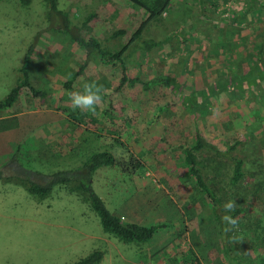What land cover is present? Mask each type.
<instances>
[{"label":"rangeland","instance_id":"obj_1","mask_svg":"<svg viewBox=\"0 0 264 264\" xmlns=\"http://www.w3.org/2000/svg\"><path fill=\"white\" fill-rule=\"evenodd\" d=\"M171 3L167 13L150 23L140 42L123 56L127 77L146 83L158 98L146 100L148 91L140 83L123 88L121 96L137 105L140 114V121L133 124L137 135L124 133L120 139L126 145L124 149L112 148L111 139H102V133L97 137L92 123L85 119L82 123L86 125L79 128L85 133L83 138L76 132V139L71 142L67 135L64 142L63 136L70 129L65 127L64 131L66 125L60 123L57 110L66 114L73 109L69 99L73 91L63 92L61 87L75 77L84 62L77 83H72L74 91H82L85 82L95 81L109 94L117 88L123 72L119 64L108 70L94 52L87 57L72 36L84 41L95 37L104 46L119 49L120 41L106 40L118 29L130 34L137 17L116 0H58L62 19L47 8L44 0H30L27 6L18 0L0 2V101L24 78L20 73L24 65L30 84L47 93L43 99H32L24 93L10 108L0 111V117H11L0 123L7 125L0 131V164L8 165L0 169L22 179L33 177L39 183L58 171L83 179L85 171L77 168L94 151L126 157L123 149L134 153L139 146L149 147L150 151L138 155L145 163V173L143 168L131 170L130 165L126 168L122 163L102 167L92 177V189L123 223L165 225L147 244H124L103 232L98 216L76 194L69 193L68 187L55 186L48 198L37 201L22 187L0 181V264H77L96 251L103 253L99 264H256L258 256L263 255L264 250L252 244L251 232L235 229L231 244L235 247L232 241L237 239L243 249L235 247L231 257H226L217 224L181 166L182 144L172 139L180 140L190 128L186 120L195 116L202 136L217 150L214 161L199 165L207 182L223 203L233 199L237 209H245L243 214L249 221L257 218L264 208L263 195L256 188L264 182L260 171L264 167V85L252 86V78H246L242 87L234 88L231 83L235 84L233 72L240 62L246 69L249 47L264 37V14L256 16L259 13L250 11L246 0ZM90 14L95 16L93 20L80 28ZM243 49L247 58L241 61L238 53ZM259 72H252L253 81L260 79ZM167 77L173 80L164 89L156 81ZM227 78L230 84L225 83ZM165 104L173 108L156 126L145 129L147 121ZM14 124L15 130L10 127ZM250 135L252 142L235 151L245 160L247 183L234 188L229 185L230 163L221 162L222 157ZM103 136L110 138L107 133ZM16 141L20 146L15 148ZM55 143L65 149L50 155Z\"/></svg>","mask_w":264,"mask_h":264},{"label":"trees","instance_id":"obj_2","mask_svg":"<svg viewBox=\"0 0 264 264\" xmlns=\"http://www.w3.org/2000/svg\"><path fill=\"white\" fill-rule=\"evenodd\" d=\"M1 1L8 0H0V2ZM18 1L24 6H27L30 3V0ZM44 1L47 8L50 11H55V13L61 16L62 19V11L57 10L58 0ZM171 2L172 0H116V3H122L124 7L129 8L131 10V13L137 17V23L134 26L133 30L130 32V34H127V31L125 29H118L113 31L109 36L110 38L106 40V42L108 43L112 41H120L119 49L116 48L117 46L113 47L111 45L109 46L110 48H108L107 45L104 46L95 37H90L88 40L84 41L78 36H72V41L75 42L79 48L85 50L87 57H89V54L91 52H94V54H92L98 59V61H100L102 65L108 67V70H110L113 65L116 66L117 64H119L121 65L123 72L120 81L117 84V88L109 94H107L108 92H104L103 102L101 103L100 107L98 106L97 108L98 114L96 115V117L98 118L96 120L92 119V113L82 111L80 109L75 110L70 108L68 113L66 114L64 112H61V109L57 110L61 113V115H59L60 123L66 125L64 126V131L65 127L70 129V132L68 134H64L63 136L64 142L67 141V137L71 140V142L73 141V139H76V137L73 136V133L76 132H79V137L83 138L85 133L80 132L79 128H83L86 125L82 123V121L84 122V119L86 122L92 123V130L96 132L95 134L97 137H101L99 136V133H102V139H111L110 144L112 148L123 147L124 149H126V145H124L120 139L124 138L125 134H130V136L132 137L137 135L135 133L133 124L138 123V121H140L137 120L138 117H140V114L138 113L139 107H137V105H133L132 102H127L128 99L126 97L121 96L123 88L128 87L130 89V87L135 86L136 83H140L143 86V90L145 92L148 91L146 94V100H153L158 98H155L153 94L148 90L146 83L141 82L137 78L127 77L124 72L125 69H123V56L127 49L132 46H136L140 42L142 32L145 31L146 27L150 23L159 20L164 13H167V10L172 4ZM246 2L249 5L248 9L250 11H255L259 13L256 14V16H260L262 13L264 14V0H246ZM94 17V15L90 14L89 17H87L82 22V24H80L82 25V27L77 24L76 25L80 28H83L86 25L88 26V24H90ZM230 47L234 48L232 52H236L235 47ZM237 47L240 48L239 46ZM148 48L149 47H145V49ZM249 48L250 51L248 49V52H250V58H247L245 57V55H243L245 53L244 49L242 53L240 52L241 54L237 52L239 60L242 61L243 58H247L245 68L250 72L247 73L246 69L243 70L240 62L235 71L233 70L235 84L233 82L231 84L233 86L235 85L234 88H237V86L242 87L246 78H252V80H250L252 81V86L257 87L258 85H264V37L262 36V39L257 44H253ZM231 59V57L228 58L229 63L232 62ZM25 67L26 65H24L23 68L20 70V73L23 74L24 78L22 80H18L14 88L9 92L5 99L0 101V111L6 108H10L24 93H26V95H28L29 93V96L32 99L36 97H40L43 99L45 96H47L46 92V94L40 92L36 90V88L32 84H30V77L25 71ZM84 68L85 62L84 64H81L78 71L74 73L75 77L72 80H68L63 84V86L61 87L63 92H66V89L68 91L75 92L74 90H72V83H75L76 77L78 78L79 75H81ZM258 70H260L258 74L260 75V79L258 81H253L255 80V76H252V72H258ZM231 77L232 76H230L229 78ZM172 80L173 78L167 77L165 78V80L161 79L160 81L158 80L159 82H156L158 83V85H161L162 88L165 89V86L170 87ZM227 81H229L228 78L227 80H225V83L230 84V82ZM153 83H155V81ZM62 96H64V94H62ZM58 100L62 101L63 97L58 98ZM193 104L195 105L196 103L194 102ZM40 107L42 106H39L37 108ZM172 108V106H167L166 104L158 108V110L152 115L149 121H147L148 127L146 126L145 129H149V127L156 126L158 120L161 119L162 115L167 114V112H169V109ZM124 112L126 114H124ZM194 121L195 116H191L189 119L186 120L188 128L190 127L189 130H186L187 132L190 131L189 135L187 134V132H185V135L182 133L183 136H180V140L179 138H175L172 140H176L177 142L182 144L180 156L181 166L185 169L186 175L192 181L193 187L198 193L197 195L200 196V199L202 200L200 201L202 202V206L208 207V213L213 217L214 222L217 224L220 236L219 243L224 249L226 257L232 255L234 253L233 250L243 249H241L242 242L240 243L241 245H239V243L237 242L239 240L237 239H234L236 243V249L234 247V244H231L230 239L231 237H235L232 236V234L236 232L235 229H237V231L242 232H251L254 237V243L252 244L257 245L259 248H261V250H264V208L262 209V212H260V214L257 216V218H254L252 221H249L247 219L249 218V216H245L243 214L245 211L243 207L238 209L236 208V210L232 212L231 215L237 219V226L235 227V229H233L232 232L228 233V235L225 236L223 232L224 225L221 222V216L224 214L223 198L220 194L217 193L213 186L209 182H207V177L204 176V168L199 166L203 162L214 161L217 157V150L212 144H210L208 140H206L202 136L201 129L194 123ZM88 127H90V125ZM131 129H133L134 132H131ZM103 133H107L110 138H106L105 136H103ZM113 135H116L117 139L114 138ZM251 136L252 135H250L248 138L246 137L245 139H243V141L240 140V142H236L231 148L227 150V152L225 153V157H222L223 161L221 162L230 163L231 175L229 177V185L231 187L239 188V186H242L244 182L247 183L244 180L245 174L243 172L245 160L238 157L235 151L237 152V149H239V146L241 145H249L252 142L251 140H253H250ZM53 145L54 146L50 150V155H54L55 150L58 151L59 148L60 150L65 149L63 146L57 145L56 143ZM78 145L79 143H77V148ZM139 147L135 148L134 153L137 154L136 156L134 153L127 152L123 149V153H125L126 157L120 154H118V156H115V154H113L111 151H94L89 157H87L82 162V167L77 168V171H85L86 175L83 179H75L63 173L64 171H58L51 174L49 173L45 176L47 178V181L44 183H39L35 182L33 180V177H31L32 179L29 180L22 179L19 176H15L14 174L6 176L0 169V181L4 183H15L23 187L25 191L37 201H42L48 198L51 195V192L55 186L60 185L68 187L67 190L69 193L76 194L77 197L80 198L84 203L88 204L90 209L98 216L104 233L113 236L118 241L124 244L143 245L151 242L154 239L156 232L159 229L165 227V225L160 224L152 226H141L134 223H123L119 217L112 214L107 209L104 202L93 191L91 183L92 177L98 169L102 167L113 168L118 163H122L126 168L128 167V165H130L129 167L131 168V170H136V168H143L145 173V163L141 160V156L138 155L150 151V148L143 146V148L141 149V146ZM241 149H243V147ZM260 171L264 174V167H261ZM68 172L71 173V170ZM256 188H258L261 194L263 195L264 201V182L257 185ZM257 250L258 249H256V251ZM262 254L263 255L261 257L258 256L256 260L257 262L255 261L256 264H264V252ZM102 258L103 253L100 251H96L91 253L86 258L78 261L77 264H99Z\"/></svg>","mask_w":264,"mask_h":264},{"label":"clouds","instance_id":"obj_3","mask_svg":"<svg viewBox=\"0 0 264 264\" xmlns=\"http://www.w3.org/2000/svg\"><path fill=\"white\" fill-rule=\"evenodd\" d=\"M104 92L105 89L103 85L95 81L85 82L82 91L69 93V99L73 109H80L97 115V108L103 102ZM236 207L237 204L233 199L226 201L223 205L224 214L221 216V222L224 225L223 232L225 236L232 232L237 226V219L231 215V213L236 210Z\"/></svg>","mask_w":264,"mask_h":264},{"label":"crops","instance_id":"obj_4","mask_svg":"<svg viewBox=\"0 0 264 264\" xmlns=\"http://www.w3.org/2000/svg\"><path fill=\"white\" fill-rule=\"evenodd\" d=\"M8 118H11V117H0V123H3L4 121H7L6 119H8ZM7 126V125H6ZM6 126L4 125V124H2V125H0V131H2L3 129H5L6 128ZM10 127H13V129L15 130V128H16V126H15V124L14 125H10ZM2 132L0 133V146H2ZM18 144H19V141H18V143H17V141L15 142V145L13 146V147H15L16 148V146H18ZM8 152L6 151L4 154H7ZM1 156H0V160H1V158H2V154H0ZM16 166L17 165H15V168H16ZM4 167H8V165L7 166H3V164H0V168H4ZM11 167H12V164H11ZM17 167H19V166H17ZM2 171H3V169H1ZM3 173H4V171H3ZM9 173V172H8ZM8 173H4V175H6V176H8ZM6 185L7 184H9V185H12L14 188H18V187H21V186H19V185H17V184H15V183H5ZM23 188V187H22ZM24 189V188H23Z\"/></svg>","mask_w":264,"mask_h":264}]
</instances>
